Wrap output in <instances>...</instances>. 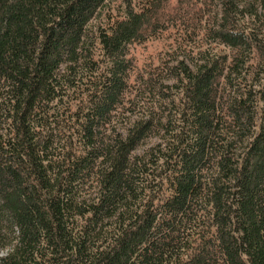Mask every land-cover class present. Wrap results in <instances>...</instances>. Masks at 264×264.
<instances>
[{
  "label": "trees",
  "instance_id": "trees-1",
  "mask_svg": "<svg viewBox=\"0 0 264 264\" xmlns=\"http://www.w3.org/2000/svg\"><path fill=\"white\" fill-rule=\"evenodd\" d=\"M213 2L0 0V264H264V0Z\"/></svg>",
  "mask_w": 264,
  "mask_h": 264
},
{
  "label": "rangeland",
  "instance_id": "rangeland-1",
  "mask_svg": "<svg viewBox=\"0 0 264 264\" xmlns=\"http://www.w3.org/2000/svg\"><path fill=\"white\" fill-rule=\"evenodd\" d=\"M218 3V0H214L213 2V12L210 15V26H214V22L216 21V13H218V6L216 5ZM178 28H170L166 31H163L159 33L155 37H151L147 39L146 41H143L141 43H135L130 47V55L134 58V64H135V71H141L146 70V72H150V70H154L156 68L159 69L163 67V70L159 69L157 72V78L162 79L165 78L168 79L167 82L172 83V79L168 77V69L167 66L173 64L176 59L175 57L179 58L183 56V52L181 49H179L178 46V40L176 38L179 37L180 31H177ZM202 33L197 38V41L199 42V38H201ZM210 40H208L201 50H207L211 48H215V43L211 44ZM192 48L191 50H194L193 44H189L186 48ZM185 48V47H183ZM182 48V49H183ZM188 48V49H189ZM227 50V49H226ZM195 51H197L195 49ZM166 64V65H165ZM130 83L132 87H134L135 81L132 74V77L130 79ZM139 105H141L139 103ZM137 109H135V112Z\"/></svg>",
  "mask_w": 264,
  "mask_h": 264
}]
</instances>
